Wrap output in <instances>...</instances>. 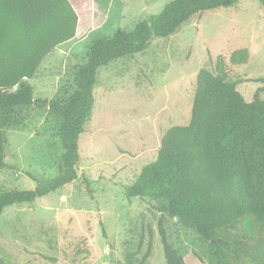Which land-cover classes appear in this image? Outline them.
Instances as JSON below:
<instances>
[{"label": "rangeland", "instance_id": "obj_1", "mask_svg": "<svg viewBox=\"0 0 264 264\" xmlns=\"http://www.w3.org/2000/svg\"><path fill=\"white\" fill-rule=\"evenodd\" d=\"M70 1L79 17L77 34L57 46L28 80L35 98L68 99L92 42L117 29L133 30L173 0ZM243 48L249 52L247 62L232 63V53ZM221 62L227 80L237 81V90L251 102L264 87V7L259 0L197 14L172 35L155 38L146 51L100 68L93 115L79 140V178L32 203L4 209L0 264H117L127 252H137L141 262L149 245L145 264H167L157 202L128 199L125 190L157 158L165 133L189 124L199 71L219 74ZM259 97L264 99V91ZM14 117L18 124L5 129L0 191L32 190V177L50 179L59 172L60 121L48 106L18 107ZM165 227L188 264H214L211 242L193 227L169 215ZM244 234H260L253 216L244 217L239 230L218 231L220 237L235 239Z\"/></svg>", "mask_w": 264, "mask_h": 264}, {"label": "trees", "instance_id": "obj_2", "mask_svg": "<svg viewBox=\"0 0 264 264\" xmlns=\"http://www.w3.org/2000/svg\"><path fill=\"white\" fill-rule=\"evenodd\" d=\"M240 1L173 0L133 30L117 29L112 36L95 40L76 73L73 94L54 101L35 98L28 80L57 46L76 36V9L70 0H0V169L6 167L5 129L18 124L14 117L18 107L48 106L60 121L62 148L55 177H32L36 181L32 190L0 191V217L8 206L32 203L79 178V140L93 115L100 68L146 51L155 38L172 35L197 14ZM259 1L264 7V0ZM248 57L243 48L230 60L242 64ZM218 68L219 74L206 68L199 71L189 124L165 133L157 158L125 190L128 199L157 202L167 264H188L170 241L167 215L211 242L214 264H264V99L259 97L264 87L248 102L237 90L238 82L227 80L222 62ZM247 216L259 224L258 236H218L221 229L239 230ZM150 250L151 245L141 262L137 252H127L117 264H145Z\"/></svg>", "mask_w": 264, "mask_h": 264}]
</instances>
